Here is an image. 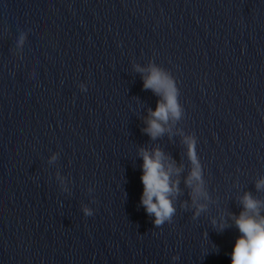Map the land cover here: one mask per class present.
Listing matches in <instances>:
<instances>
[{
  "label": "clouds",
  "instance_id": "clouds-1",
  "mask_svg": "<svg viewBox=\"0 0 264 264\" xmlns=\"http://www.w3.org/2000/svg\"><path fill=\"white\" fill-rule=\"evenodd\" d=\"M25 35L21 34L18 47L24 44ZM137 71L144 69L137 67ZM143 78V87L152 90L160 97L155 110L149 109L150 118L146 120L147 126L143 129L152 139L164 134L170 119L179 120L182 115V108L179 104V91L175 81L163 70L153 66L149 74ZM188 146V157L193 167L185 179L186 186L189 187V196L196 205L193 218L199 216L200 212L206 209L203 203H197L198 199H207V192L204 189V182L200 164L195 150V138L190 137L185 140ZM143 160L141 182L143 192L140 203L144 207L148 216L154 217L155 227H161L165 223H171L176 212L172 197L179 194V174L181 168L175 165V161L166 157L160 149L149 152L146 149L140 150ZM56 157L53 156L52 160ZM177 179L173 180V176ZM257 191L264 190V178L256 181ZM242 211L239 215H232L235 226L240 235L236 239L231 253V264H264V200L254 197L250 192L240 198ZM85 216H92L93 212L85 207ZM217 222L214 220L213 224ZM225 224L221 222L219 228L222 230Z\"/></svg>",
  "mask_w": 264,
  "mask_h": 264
}]
</instances>
